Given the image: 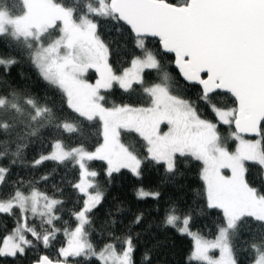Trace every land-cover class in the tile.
Segmentation results:
<instances>
[{"label":"snow or ice","instance_id":"obj_1","mask_svg":"<svg viewBox=\"0 0 264 264\" xmlns=\"http://www.w3.org/2000/svg\"><path fill=\"white\" fill-rule=\"evenodd\" d=\"M149 37L158 38L157 51ZM0 41L13 53L0 55V161H8L0 163V217L12 220L0 258L136 264L133 229L144 213L117 232L118 207L97 228L105 191L92 163L103 162L108 183L122 170L141 178L146 166L162 168L161 182L172 183L196 162L202 187L194 206H157L158 227L190 239L186 264H264V0H0ZM169 53L194 98L168 71ZM22 62L50 94L8 79ZM152 72L156 82L146 79ZM117 91L119 103L110 100ZM36 143L47 151L28 160ZM46 162L51 172L11 178L14 166L34 172ZM61 168L67 197L64 187H40ZM135 195L158 201L161 193L140 187ZM204 215L215 216L214 233L194 228ZM152 251L141 264H152Z\"/></svg>","mask_w":264,"mask_h":264},{"label":"trees","instance_id":"obj_2","mask_svg":"<svg viewBox=\"0 0 264 264\" xmlns=\"http://www.w3.org/2000/svg\"><path fill=\"white\" fill-rule=\"evenodd\" d=\"M147 46L152 51H157L160 48L159 42L156 38L149 37L146 41ZM13 54L9 48L5 47L3 41H0V55ZM122 59L127 60L128 57L122 56ZM164 63L168 67V71L172 74L175 80L180 81L181 86H186V82L179 76V72L173 66V55L166 54L164 56ZM124 66H130L125 64ZM93 76L96 74L92 72ZM91 75V74H90ZM88 76L89 79L94 77ZM8 79L15 85L26 87L33 95L43 97L46 93L50 94V89L43 80L40 79L36 70L27 62H22L11 71V75ZM146 79L151 82H156V74L152 72L146 75ZM187 90L184 92L186 97H195L196 89L187 85ZM175 88V85H174ZM222 101L228 103L231 106V98L227 95L222 96ZM110 100L120 102V94L117 91L116 94L110 97ZM205 118L213 119L211 114L206 113ZM221 134H226V126L220 127ZM43 135L47 136L48 133L44 132ZM126 136V135H125ZM122 136V140L125 143H130L128 139ZM98 137H94L90 144L94 145ZM231 147L232 141L229 142ZM133 144L137 145V139H134ZM41 151H47L41 144L36 143L29 147L27 150V158L31 160L37 156ZM0 163L7 164L8 161H0ZM55 166L51 162H46L40 169L32 171L27 168H21L14 166L12 169L11 178L15 179L17 175L28 177L30 175L39 176L45 172H51ZM91 167L100 173L98 180L102 184L105 191V199L103 204L95 213V226L100 228L104 221L108 219L107 213L111 210L115 214L116 208H122L123 211L119 213L118 220L120 221L116 225L117 232H123L129 225L133 216L139 212L144 213V221L140 225L135 226L134 232L140 233L137 241V248L134 254L136 264H141L143 253L148 249L152 251V264H186V257L191 248V241L189 238L180 236L171 229L163 231L158 227L159 214L155 211L157 206L163 211L164 206L169 201H175L180 204L182 208L193 205V192L199 190L202 187V181L199 178V164L192 162L186 167H182L181 171L183 176L172 183H162L163 169H155L151 166L143 167L142 177L137 178L133 176L128 170H122L121 173L114 174L110 183L107 182L104 175L103 162H93ZM65 176L64 170L58 169L53 172L50 179L41 184L40 187L48 192H53V185L64 187L65 197L68 196L70 190L61 184V178ZM69 176L68 179H72ZM143 187L146 191H159L161 193L160 199L153 200L137 199L135 193L136 190ZM72 203L66 205L67 208H71ZM64 219H69L67 212L64 213ZM214 215H204L195 218L194 228L201 230L205 235L215 232L213 221ZM151 225V227H149ZM12 227V220L8 217H0V237L7 233V230ZM95 240L96 237L93 236ZM59 241H63L64 237H58ZM31 256V253L29 254ZM0 264H30L29 258H24L19 261H13L12 258H0Z\"/></svg>","mask_w":264,"mask_h":264},{"label":"rangeland","instance_id":"obj_3","mask_svg":"<svg viewBox=\"0 0 264 264\" xmlns=\"http://www.w3.org/2000/svg\"><path fill=\"white\" fill-rule=\"evenodd\" d=\"M92 72L94 73V71H91V72H89V74H88V76L91 74L92 76H93V74H92ZM95 74V73H94ZM90 75V76H91ZM94 77V76H93ZM95 78L96 77H94L93 79H90V82H94L95 81ZM168 130V128H167V125L166 124H162L161 125V131L162 132H165V131H167ZM126 137V136H125ZM127 139H128V141H130V143L131 144H133V141H134V139L133 138H131V137H126ZM126 144H129V143H126ZM233 148L235 147V144L233 143V146H232ZM224 174L225 175H230V172H229V170H227V169H225L224 170ZM215 255H218V252L217 253H214Z\"/></svg>","mask_w":264,"mask_h":264},{"label":"water","instance_id":"obj_4","mask_svg":"<svg viewBox=\"0 0 264 264\" xmlns=\"http://www.w3.org/2000/svg\"><path fill=\"white\" fill-rule=\"evenodd\" d=\"M151 38H154V37H151ZM157 40H158V38H156ZM159 42V41H158ZM169 54H171V53H169ZM173 55V66L175 67V64H174V54H172ZM176 68V67H175ZM176 70L178 71V69L176 68ZM179 72V71H178ZM182 78V77H181Z\"/></svg>","mask_w":264,"mask_h":264}]
</instances>
